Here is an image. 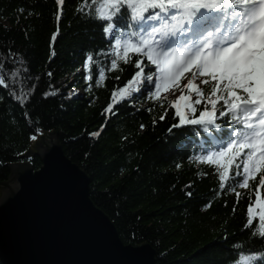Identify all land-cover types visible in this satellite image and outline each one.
Wrapping results in <instances>:
<instances>
[{"label":"trees","instance_id":"1","mask_svg":"<svg viewBox=\"0 0 264 264\" xmlns=\"http://www.w3.org/2000/svg\"><path fill=\"white\" fill-rule=\"evenodd\" d=\"M82 3L0 0V75L5 77L0 85V182L8 180L13 164L41 168L37 155L27 156L30 135L39 128L37 137L57 134L66 156L89 176L93 202L114 222L122 241L150 244L156 264H230L236 259L233 245L260 249L264 238L244 227L255 191L237 188V203L227 185L219 188L214 166L195 159L210 147L208 133L196 126L173 128L178 117L172 102L149 99L146 91L119 101L115 114H104L113 90L138 69L123 61L122 71L110 69L111 37L77 11ZM88 52L94 56L90 69L83 66ZM101 68L106 78L97 84ZM218 122L223 124V118ZM94 132L100 134L90 135Z\"/></svg>","mask_w":264,"mask_h":264},{"label":"snow or ice","instance_id":"2","mask_svg":"<svg viewBox=\"0 0 264 264\" xmlns=\"http://www.w3.org/2000/svg\"><path fill=\"white\" fill-rule=\"evenodd\" d=\"M64 2L56 0L57 5ZM77 11L97 21L104 35L111 37V70L122 71L120 61L138 69L123 87L113 90L104 114H115L114 105L134 99L133 93L146 91L149 99L163 104L167 97L162 93L179 92L172 101L178 117L172 127L196 126L209 134L210 147L202 148L195 159L214 166L219 188L227 185L237 203L241 196L237 188L255 191L244 227L264 238L260 191L264 189V0H83ZM56 19L60 20L59 12ZM58 33L59 27L51 35L53 42ZM51 55H56L54 50ZM93 62V53L88 52L83 66L90 69ZM105 78L101 68L96 83ZM4 84L0 75V85ZM221 118L223 124L218 122ZM38 134L41 129L36 128L30 139L36 140ZM258 175V182L250 185ZM205 207H211V201ZM233 247L236 259L230 264H264V246Z\"/></svg>","mask_w":264,"mask_h":264},{"label":"water","instance_id":"3","mask_svg":"<svg viewBox=\"0 0 264 264\" xmlns=\"http://www.w3.org/2000/svg\"><path fill=\"white\" fill-rule=\"evenodd\" d=\"M40 141V142H39ZM42 162L11 166L0 182L2 264H156L150 244L126 245L91 198V180L70 160L57 134L31 140Z\"/></svg>","mask_w":264,"mask_h":264},{"label":"rangeland","instance_id":"4","mask_svg":"<svg viewBox=\"0 0 264 264\" xmlns=\"http://www.w3.org/2000/svg\"><path fill=\"white\" fill-rule=\"evenodd\" d=\"M182 84H183V81H182ZM134 94H136V93H133V95ZM178 95H179V92H176V95L175 96L174 95H169L167 93H162V97L166 96L167 97V100L170 101V102H172L173 100H175L176 99V96H178Z\"/></svg>","mask_w":264,"mask_h":264}]
</instances>
